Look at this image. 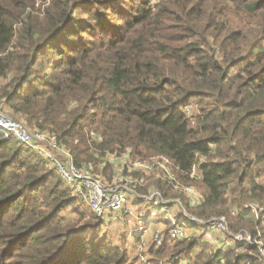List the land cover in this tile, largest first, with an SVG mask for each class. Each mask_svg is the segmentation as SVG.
<instances>
[{"label":"trees","instance_id":"1","mask_svg":"<svg viewBox=\"0 0 264 264\" xmlns=\"http://www.w3.org/2000/svg\"><path fill=\"white\" fill-rule=\"evenodd\" d=\"M132 3L0 0V101L55 134L76 166L91 168L92 150L167 157L202 190L195 207L182 199L191 213L264 238V0ZM77 201L45 159L0 133V264H124ZM238 246L166 235L148 252L170 264L263 263L257 247Z\"/></svg>","mask_w":264,"mask_h":264},{"label":"built area","instance_id":"2","mask_svg":"<svg viewBox=\"0 0 264 264\" xmlns=\"http://www.w3.org/2000/svg\"><path fill=\"white\" fill-rule=\"evenodd\" d=\"M0 133L4 139L13 138L21 145L33 149L35 153L45 159L48 166L68 188L70 194L78 201L83 202L102 221L122 219V213H127V216L133 215L131 208L133 203H143L150 206L149 213L155 217L165 215L171 207H175L177 213L174 217L169 218L170 225L166 229V233L159 230L152 233L151 241L155 245L162 244L164 234L173 241L191 240L194 238L195 228H201L208 234L218 233L225 238V242L219 245L218 249L232 248L236 252H240L242 249L239 248V244L254 245L258 248L263 260L262 264H264V239L260 231H257L256 234L247 229H239L236 232L229 231L225 216H216L204 220L191 213L179 198L166 196L161 188L151 187L145 190L141 188L145 181L144 174L154 173L164 184L167 183L175 188L184 189L188 194L187 203L191 207L200 203L201 196L199 198L195 188L192 186L184 187L179 184L180 179L176 175L177 168L167 157L152 156L139 160L132 159L128 149L123 152H106V156L111 155L110 163L115 168L112 179L107 181L93 172L91 168L76 166L69 151L59 143L53 133L36 129L29 131L21 122L15 121V119H11L1 112ZM96 138L99 140L102 137L96 135ZM188 173L191 177L199 178L196 164L191 166ZM158 208L163 209V211L157 213ZM249 208L255 216L262 210L256 205H249ZM232 213H235V210H232ZM145 216V212L138 213V222H135L130 234L145 231ZM144 246L145 241L141 239L138 249Z\"/></svg>","mask_w":264,"mask_h":264},{"label":"rangeland","instance_id":"3","mask_svg":"<svg viewBox=\"0 0 264 264\" xmlns=\"http://www.w3.org/2000/svg\"><path fill=\"white\" fill-rule=\"evenodd\" d=\"M133 3V5H136L138 3L139 0H131ZM160 0H150V2L152 4H155L157 2H159ZM49 0H36V4L35 7H40V8H44L46 4H48ZM128 8H130V6H128ZM6 82V79H0V82ZM192 110V108H191ZM0 112L7 116L10 117L11 119H14L11 112L9 111V108L6 106V104H4V102L1 100L0 101ZM18 119L15 118V121H17ZM19 122H21L24 127L29 130H35L34 128L27 126L25 124L24 121L18 120ZM91 135H93V132L90 133ZM128 151H130L131 153V149L128 148ZM92 152L97 155V160L95 161L94 165H91V169L93 170V172H95L96 174L100 175L104 180H111L112 176L114 175V170L115 168H113V164L110 163V159L112 158L111 155L110 156H106V152H102V153H98L95 152V150ZM109 153V152H108ZM37 154V153H36ZM132 159L133 156H131ZM139 159V158H138ZM147 159V158H145ZM112 160V159H111ZM144 185L141 187L143 190L145 189H149L151 187H159L158 186V181L159 179L157 178V176H155L154 173H147L144 174ZM260 180H264V173H260L259 178ZM179 184H182L184 187L186 186H192L193 188H195L199 198L201 196V188L198 187V183H191V184H187L184 183L182 180L178 181ZM167 184V183H166ZM160 188L165 192L166 196H168L169 198H179L180 201H182V199H184L185 197H188V194H186L185 190L182 188H175L171 185H165V184H160ZM169 188V189H168ZM133 203L132 204V211H133V215L127 216V213H122V221L121 223H119V220H114L111 219L109 221H103L101 226L98 228L97 232L100 236H105L108 238V240H110L113 244L118 245L121 249H123L126 254H127V261L124 264H170L171 262V258L169 257V255H164V256H157V255H152L151 253L148 252V246L149 244L152 243L151 240H144L145 241V246L143 248H139L138 246L136 248V243H140L139 238H134L131 240L130 234H128V231L130 232V230L133 228V222L135 220V222H138V211L140 209L144 210V211H150L151 208L150 206L143 204V203ZM248 205H253V203H249ZM76 207L80 210H88L91 211L83 202L81 201H77ZM172 211L177 213V208H173L171 207ZM71 208H66L62 213L65 214L67 217L69 216L70 219H73L74 221H77V215L75 212L71 211ZM190 210V209H189ZM158 212H162L163 209H157ZM135 217V219L133 220L132 218ZM166 219L164 218V215H161L160 217H158L157 219H155V222H160L161 224L165 225L163 232L166 231V229H168L170 222L165 221ZM83 221V220H82ZM82 221H79L78 223H82ZM146 223V222H145ZM146 228V227H145ZM246 228V227H243ZM229 231H231V229L229 228ZM154 231H152L153 233ZM204 233H207L206 231H203ZM208 234V233H207ZM212 234V233H211ZM210 235V234H208ZM212 238H215V235H210ZM139 237V235H138ZM165 237V234H164ZM195 239H198L201 242L207 243L209 246H211V238L209 237H204V235H200V237H196ZM264 239V238H263ZM127 240L129 241L127 243ZM214 246V245H212ZM211 246V247H212ZM166 262V263H165Z\"/></svg>","mask_w":264,"mask_h":264},{"label":"crops","instance_id":"4","mask_svg":"<svg viewBox=\"0 0 264 264\" xmlns=\"http://www.w3.org/2000/svg\"><path fill=\"white\" fill-rule=\"evenodd\" d=\"M185 199L187 201V197H185ZM138 209H139L138 213L139 212H145L146 213V216H145V219H144V224H145L146 229H145V231L134 232L133 234H130V232L128 231V234H130L131 240L133 238L135 240V238L138 235H139V241H141V239L142 240H145V239L146 240H151L152 231L159 230V231H162L163 232V229H164L165 225L161 224L160 222L159 223L158 222H155V219H157L160 216L155 217V216L151 215L148 210L147 211H144V210H142L140 208H138ZM157 213H159V212L157 211ZM174 215H176V213L173 212L172 209L170 208V210H168V212L165 213V215H164V218L166 219L165 221L168 222L169 221V218L170 217H174ZM122 219H116V220H119L120 221L119 223H121ZM132 219L134 220L135 217L132 218ZM133 223H134L133 226H135V220H134ZM195 230H194V238H196V237L198 238V237H200V235H204L205 238L206 237L211 238V241L210 242H211V246L214 245V246H212L213 249H218L219 245H222L223 242H225V238L222 235L218 234V233H216V234L214 233L215 238H212L210 235H213V234L208 235L207 233H204L203 232V229H201V228H195ZM164 233H166V231ZM128 242L129 241L127 240V243ZM137 246H138V243H136V248H137Z\"/></svg>","mask_w":264,"mask_h":264}]
</instances>
